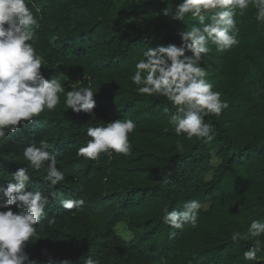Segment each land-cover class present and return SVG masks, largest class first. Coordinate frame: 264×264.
Listing matches in <instances>:
<instances>
[{"label":"trees","instance_id":"16d2710c","mask_svg":"<svg viewBox=\"0 0 264 264\" xmlns=\"http://www.w3.org/2000/svg\"><path fill=\"white\" fill-rule=\"evenodd\" d=\"M180 2L32 0L33 12L41 9L32 42L44 58L42 72L59 78L65 93L91 82L96 107L94 116L74 113L62 93L53 111L45 110L0 142V186L27 164V144L47 140L65 174L55 190L85 201L81 209L66 210L49 197L37 225L40 239L25 247L30 258L73 264H84L88 256L100 264H253L243 258L252 241L232 242L231 233H245L253 219H264V24L258 25L250 8L236 17L238 46L217 52L209 45L200 66L229 107L219 117H205L214 125L212 141L189 140L169 122L175 106L164 97L139 95L131 81L146 48L179 45L178 32L198 23L164 14ZM136 13L142 18L135 19ZM117 118L136 122L129 134L130 156L101 153L87 160L77 155L90 139L89 126ZM46 174V168L33 171L26 190L52 191ZM190 200L206 206L196 228L173 229L163 221L165 206L184 211Z\"/></svg>","mask_w":264,"mask_h":264},{"label":"clouds","instance_id":"9594fccd","mask_svg":"<svg viewBox=\"0 0 264 264\" xmlns=\"http://www.w3.org/2000/svg\"><path fill=\"white\" fill-rule=\"evenodd\" d=\"M31 4L32 0H0V142L45 110L53 111L60 104V94L65 93L59 78H46L41 70L45 61L32 42L41 9L36 7L34 13ZM250 8L255 9L258 25L264 24V0H181L174 10L165 9L164 14L174 21L184 22L190 16L198 23L178 32L179 45L169 43L146 48L135 63L131 81L139 95L164 97L175 106L168 119L177 135L185 134L189 140L196 137L210 142L214 139V125L206 123L205 117L221 116L229 104L221 99L220 91L213 90L201 61L211 51L210 44L215 45L217 52L239 45L236 17L244 16ZM95 94L89 82L87 87L81 85L67 91L64 103L74 113L93 114ZM164 111L167 113L168 109ZM136 127L130 118L89 126L86 135L90 139L77 149V155L87 160H96L101 153L130 156L133 149L129 134ZM177 149L182 151L183 146L178 144ZM52 151L53 145L47 140L27 144L23 148L27 164L11 174L6 187L0 186V264H73L68 259L50 258L42 262L30 258L25 251L28 242L40 239L37 225L46 215L49 197L58 199L66 210L81 209L85 203L79 198H63V193L55 190L65 180V174L57 167ZM42 168H46L44 179L53 190L48 194L26 190L31 173ZM183 209L169 210L165 206L163 221L173 229L196 228L199 214L206 206L190 200L183 204ZM261 237H264V219H253L245 233H231L232 242L252 241L243 258L253 264L264 262V257L258 255L264 252ZM84 264H100V261L88 256Z\"/></svg>","mask_w":264,"mask_h":264},{"label":"rangeland","instance_id":"374dc122","mask_svg":"<svg viewBox=\"0 0 264 264\" xmlns=\"http://www.w3.org/2000/svg\"><path fill=\"white\" fill-rule=\"evenodd\" d=\"M133 17H135V19H141L142 18V16L139 13L134 14ZM132 20H134V18ZM116 230L118 233L124 235L125 237H128L127 232L124 229H122L121 226H117Z\"/></svg>","mask_w":264,"mask_h":264}]
</instances>
